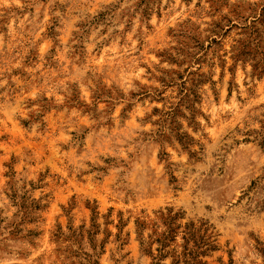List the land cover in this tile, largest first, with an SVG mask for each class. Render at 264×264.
Segmentation results:
<instances>
[{
    "label": "rangeland",
    "instance_id": "374dc122",
    "mask_svg": "<svg viewBox=\"0 0 264 264\" xmlns=\"http://www.w3.org/2000/svg\"><path fill=\"white\" fill-rule=\"evenodd\" d=\"M263 6L0 0V264H264Z\"/></svg>",
    "mask_w": 264,
    "mask_h": 264
},
{
    "label": "trees",
    "instance_id": "16d2710c",
    "mask_svg": "<svg viewBox=\"0 0 264 264\" xmlns=\"http://www.w3.org/2000/svg\"><path fill=\"white\" fill-rule=\"evenodd\" d=\"M260 17L264 19V6L260 11ZM258 18V19H259ZM264 145V138L260 141ZM178 214L168 215L166 217V229L160 233L155 239L159 244L157 251L161 257H165L166 254H171L172 264H204L203 258L208 255L209 252L217 249V242L214 238L210 226L205 222H185L176 223ZM181 236V251L174 249L166 251L171 246V242L177 241ZM158 256L155 257L157 259Z\"/></svg>",
    "mask_w": 264,
    "mask_h": 264
}]
</instances>
